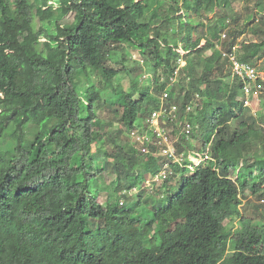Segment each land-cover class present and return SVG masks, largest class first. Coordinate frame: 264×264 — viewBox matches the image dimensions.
Listing matches in <instances>:
<instances>
[{
    "label": "trees",
    "instance_id": "1",
    "mask_svg": "<svg viewBox=\"0 0 264 264\" xmlns=\"http://www.w3.org/2000/svg\"><path fill=\"white\" fill-rule=\"evenodd\" d=\"M236 1L0 0V264H264V228L240 210L245 191L264 194V128L246 116L242 82L221 51L237 46L239 58L253 64L264 58V17L256 16L264 2L242 26L233 18V29L228 10ZM73 5L79 13L72 22L53 21L55 6ZM218 9L224 13L216 16ZM198 26L206 31L196 36ZM248 31L257 40L239 41ZM126 47L152 70L149 85L141 86V74L129 91L116 83L120 73L145 67L126 69ZM116 52L121 60L113 66ZM180 58L186 64L172 81ZM164 91L201 142L193 156L208 158L193 170L170 164V180L183 174L178 191L172 184L157 190L164 203L148 190L132 199L120 192L169 160L153 155V144L150 153L134 141L115 144L96 110L121 108L118 122L131 139V130H148ZM197 95L199 105L186 114ZM101 141L104 148L94 150ZM184 145L177 143L178 153ZM107 170L121 199L105 206L97 181Z\"/></svg>",
    "mask_w": 264,
    "mask_h": 264
},
{
    "label": "rangeland",
    "instance_id": "2",
    "mask_svg": "<svg viewBox=\"0 0 264 264\" xmlns=\"http://www.w3.org/2000/svg\"><path fill=\"white\" fill-rule=\"evenodd\" d=\"M264 2V0H237L233 6L230 8V10H228L229 13V22L227 21L228 24H230L231 28H235L236 24L232 21L233 18L236 19L237 15L240 16L239 19V24L238 27L242 26L243 24H245L248 20L252 19V16L254 14V12L260 10L258 8L257 3L258 2ZM264 7V6H263ZM217 14L221 15L222 13H224L223 9H218L217 10ZM79 13V9L77 6L73 5L71 8H65V7H58L55 6L54 7V17H53V21L57 22V23H61V24H67L72 22ZM192 15V14H191ZM260 16L264 17V9L262 11L261 14L256 15L257 18ZM192 18H194L195 20L197 19L195 15L191 16ZM205 18V17H204ZM209 18L211 20H213L215 18L214 16V11L209 13ZM205 24H208L209 21L207 19L204 20ZM40 21H39V17H37L36 19V26H39ZM55 27V25L53 26ZM206 31V26H198L196 28V36L197 35H202L204 34ZM224 34V33H223ZM222 34V35H223ZM226 37L222 36V39H225ZM42 40H44L42 38ZM251 41V40H257V37L255 35H253L252 33H250L249 31L246 32L245 34H243L242 36H240L239 41ZM205 43V39H202L201 44L203 45ZM241 43L239 44L240 47ZM126 61H125V66L126 69H134V67H136L137 64H140L142 66H145L143 69H137L132 72V73H125L122 72L119 75H117L115 81L116 83H120L125 90L129 91V89L131 88V82L132 80H134L136 78V74H141L139 75V82L141 84V86H145V85H149V81L147 78H150L152 75V70L149 69V67L147 68V66L145 65V62L142 61V56L140 55V53L138 52L137 49H132V48H128L126 47ZM181 52L183 53V50H181ZM121 52H116L115 54H113V59L111 62V64L113 66H115V61L117 60H121ZM255 65H257V67L259 68V70L261 71V73L264 76V59H260ZM147 69L149 71H147ZM146 70V71H145ZM152 72V73H150ZM150 76V77H149ZM94 81H96V78L94 79ZM162 97V96H161ZM166 103H168V100L166 101ZM250 110L248 113H246V116H250L252 115L264 128V94L261 97V100L259 101H253L252 105L249 106ZM116 109L118 110V114L116 113ZM121 108L115 106V105H110L107 104V106L104 109H97V115L99 116L101 122H100V126L99 128L102 129V131L107 132V134L112 135L113 139L115 140V144L116 143H120L121 145L124 146H129L132 145V139L128 138V135L124 132V128L121 127L120 123L118 122V118L120 116L121 113ZM243 116L239 117L237 119H235L233 121L234 125H237L241 120H243ZM248 118V117H247ZM170 130H172V134L171 137L172 139H176L177 143H185L184 147H186V152L184 154V156L187 157L186 160H194L195 164H198V159L193 158L194 153H196L199 150L200 147V140L197 139L195 136L193 137V135H188L185 136L186 138L183 139V128L184 125L182 123V121H179L178 119L176 120V122L173 125H170ZM124 129V130H123ZM174 129V130H173ZM210 132V130H209ZM188 139V140H186ZM131 140V141H130ZM183 140H186L183 142ZM99 146L101 149L104 148L103 142H99L97 145L94 146V150H96V147ZM109 146V149H113V143L107 145ZM109 150V151H110ZM2 151L3 153H5L8 157L11 156V153L9 152L7 146H3L2 147ZM146 161V158H142V156L139 158V160ZM109 162L113 163V158L112 156L108 157ZM193 165V166H194ZM171 167V166H169ZM194 169V167L192 168ZM149 173V174H148ZM146 174L145 177L141 178L136 186L137 189H132L130 191V198L135 199L137 197V195H139V193H146V190H148V192H150L151 195H153V197L156 199L157 202L160 203H164L165 199H162V197H164L163 192H161L160 194H157L156 192H158L157 190L160 187H164V184H168L173 186L172 191L176 192L179 190L180 184L176 183L178 180V177L180 176V174L183 173H179L177 175V178L175 179H168L169 181H158L156 182L154 180V176L155 174H151L149 171ZM236 173H234V175H232L233 178H235ZM116 175L112 172H108L105 171L103 172L101 175L98 176V181L97 184L99 185V192H98V201L100 203H102V205L107 206L109 203L116 201L117 197L120 198V194H118V192L115 190V186L113 181L115 180ZM264 187V186H263ZM143 190V192H142ZM145 190V191H144ZM264 190V189H263ZM141 191V192H140ZM122 192V191H121ZM120 192V193H121ZM264 193V192H263ZM243 197V201L242 204L240 205V210L242 212L243 217L242 218H247L252 220V223L256 226H258L259 228H264V194L262 195V197L259 199L256 195H252L250 194L248 191H245V194L243 193L242 195ZM123 199V198H122ZM130 206V204H128ZM146 211L143 212V217L144 220L147 219L150 214H152L151 210V206L146 207L145 208ZM227 223L229 222V220L226 221ZM234 224V230H237L239 227H241V222L239 219H235L234 221H232L230 223ZM180 223H177L176 226H174L172 228L171 231L167 232L166 236H172L175 232H176V227L179 225ZM262 249L264 250V246H262Z\"/></svg>",
    "mask_w": 264,
    "mask_h": 264
},
{
    "label": "built area",
    "instance_id": "3",
    "mask_svg": "<svg viewBox=\"0 0 264 264\" xmlns=\"http://www.w3.org/2000/svg\"><path fill=\"white\" fill-rule=\"evenodd\" d=\"M223 37L226 35L223 34ZM217 46L221 49V44H217ZM222 56L227 58L229 61L230 69L232 71V75L241 80L242 86V96L241 100L243 101L244 106H251L253 101L261 100L262 95L264 94V76L257 67V65L243 61L239 58L237 53V46H234L232 50H221ZM184 54V52L182 53ZM264 59V58H263ZM186 64L184 58L179 59V67L173 72L171 76V80L175 81L179 75L180 66ZM169 98L168 91H164L161 97L160 108L156 109L152 112L151 116L148 118V130L142 131L141 128H135L130 131V136L132 140L137 143L144 152H149V148L147 147L149 144H153L157 146L158 153L164 156L173 158L174 161H178L182 163L185 160V156L183 153H178L176 147V139H172L171 134L172 130H170V122H176L178 114H179V106L175 103L169 104L166 101ZM200 101V96L197 95L193 97L191 101H189L185 106V113H190L193 111L198 105ZM184 128L183 134L186 136L190 135L192 130V124L188 120L182 121ZM174 130V129H173ZM208 158V153H205L198 158V164L188 165L191 169L199 165L201 162L205 161ZM193 170V169H192ZM172 173L170 169L164 168L160 172H158L153 178L156 182L162 181L164 182L169 175ZM131 190H124L123 194L130 193Z\"/></svg>",
    "mask_w": 264,
    "mask_h": 264
},
{
    "label": "clouds",
    "instance_id": "4",
    "mask_svg": "<svg viewBox=\"0 0 264 264\" xmlns=\"http://www.w3.org/2000/svg\"><path fill=\"white\" fill-rule=\"evenodd\" d=\"M183 52H184V51H183ZM183 135L186 136L185 134H183ZM131 139H132V138H131ZM132 141H133V140H132ZM134 143H135V142H134ZM148 146H149V145H148ZM138 147L141 149L142 152H144V151L142 150V147H140L139 145H138ZM176 147H177V150H178L177 141H176ZM149 149H150V148H149ZM149 151L151 152V150H149ZM150 152H145V153H150ZM152 154L155 155V156L162 155V154H159V153H158V149H157V151L153 152ZM180 154H181V153H180ZM183 154H185V153H183ZM162 156H164V155H162ZM166 157H167V156H166ZM198 157H199V156H193V158H198ZM167 158H168L169 161L165 162L164 166L161 167V168L158 170V172H160V171H161L162 169H164V168L170 169V170L172 171V168L169 167V166H171L170 164H171V163H175V162L179 163L178 161H174L173 158H170V157H167ZM186 159H187V157L185 156V160H184L182 163H180V164H181V165H184V163H188V165H190V164H193V165H194V164H195V162H194L193 159H192V160H186ZM188 165H187V166H188ZM158 172H157V173H158ZM172 173H173V172H172ZM172 173H171V174H172ZM171 174H170V175H171ZM155 175H156V174H155ZM170 175H169V177H170ZM169 177H168L167 179H169ZM167 179H166V180H167ZM166 180H165V181H166ZM165 181H164V182H165ZM133 188H134V189H137L136 187H133ZM133 188H132V189H133ZM132 189H131V190H132ZM124 190H126V189H124ZM124 190H122V192H121L122 195H125V194H123V191H124ZM127 194L130 195L129 193H127Z\"/></svg>",
    "mask_w": 264,
    "mask_h": 264
}]
</instances>
